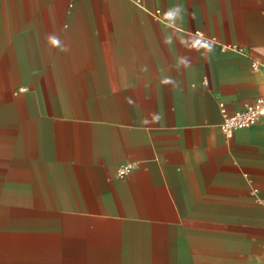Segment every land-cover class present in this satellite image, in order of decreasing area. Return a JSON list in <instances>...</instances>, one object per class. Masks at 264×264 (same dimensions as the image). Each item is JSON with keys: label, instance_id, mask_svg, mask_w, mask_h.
I'll list each match as a JSON object with an SVG mask.
<instances>
[{"label": "crops", "instance_id": "1", "mask_svg": "<svg viewBox=\"0 0 264 264\" xmlns=\"http://www.w3.org/2000/svg\"><path fill=\"white\" fill-rule=\"evenodd\" d=\"M259 97L264 0H0V264H264Z\"/></svg>", "mask_w": 264, "mask_h": 264}, {"label": "built area", "instance_id": "2", "mask_svg": "<svg viewBox=\"0 0 264 264\" xmlns=\"http://www.w3.org/2000/svg\"><path fill=\"white\" fill-rule=\"evenodd\" d=\"M137 5L142 6L143 0H133ZM161 10L156 9L152 11V15L158 17ZM196 34H199L203 37L200 31H196ZM204 42L212 43L213 39L204 37ZM242 50V48H239ZM254 69L258 68L257 62L252 63ZM220 108L224 116V120L221 124V130L227 137H232L233 134L243 128H250L256 124L262 116H264V98H256L253 102L245 104L243 107L230 111L224 102L220 103ZM130 166H122L118 170V176H123L130 171Z\"/></svg>", "mask_w": 264, "mask_h": 264}, {"label": "clouds", "instance_id": "3", "mask_svg": "<svg viewBox=\"0 0 264 264\" xmlns=\"http://www.w3.org/2000/svg\"><path fill=\"white\" fill-rule=\"evenodd\" d=\"M49 39H50V41H51V43H52L53 45H57V46H59L60 42H59V40H58L57 38H55V37H50Z\"/></svg>", "mask_w": 264, "mask_h": 264}]
</instances>
